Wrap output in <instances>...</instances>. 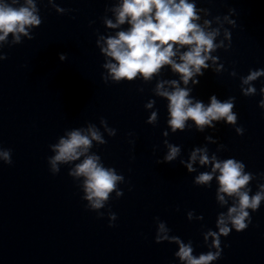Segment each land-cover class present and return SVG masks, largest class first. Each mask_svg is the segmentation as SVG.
<instances>
[{"label":"clouds","instance_id":"clouds-1","mask_svg":"<svg viewBox=\"0 0 264 264\" xmlns=\"http://www.w3.org/2000/svg\"><path fill=\"white\" fill-rule=\"evenodd\" d=\"M49 2L51 3L52 0ZM57 11L62 13L65 10L57 7ZM112 11L116 19L115 23L111 19H105L108 28H118L125 23L130 27L127 30L118 31L114 36L100 37V40L106 44L101 47V52L110 58L103 65L108 70V74L102 77L105 83L109 78L117 83L124 80L133 81L138 75L148 81L154 75H158L165 65H170L171 69L180 75L184 85H187L193 76L203 75L202 69L209 66L206 61L217 59L211 57V53L218 47H224L223 41L220 44L214 42L219 34L218 29L206 31L204 27L196 23L200 19L197 15L198 9L196 4L189 0H122V3L114 7ZM41 23L39 9L34 0H24L23 4H20L19 0H11V2L0 0V42H5L9 34L13 36V43H20L21 36L31 40L33 37L29 30L38 27ZM204 24L208 25L210 21L206 20ZM225 38L230 40V33L227 31ZM182 48H187V51L180 53V62H177L174 57ZM5 59L7 56L0 54V61ZM60 59H66V55L61 54ZM231 74L235 75V72ZM260 76H264V69L250 70L247 76L241 78L243 95L250 96L256 93V88L252 87L250 82L257 80ZM192 83L197 84L199 81L192 80ZM165 84H170L172 91L165 90ZM243 85H249V87L244 88ZM155 91L157 95L166 97L169 101L168 111L171 119L168 123L173 132L177 129L183 131L189 119L194 121L201 131L206 125L214 127L212 125L214 120L223 119L229 124L236 123L237 116L232 111L235 97L221 102L213 95L210 105L206 107L200 101L194 103L193 99L189 98L191 89L180 87L177 80L160 81ZM261 92L264 93V87H261ZM154 103L155 101H149L146 107L151 108ZM259 107L264 109V99L259 102ZM156 119L157 115L153 112L148 122L152 123ZM100 123L109 136L116 135L115 129L107 127L105 119L101 118ZM236 132L242 135L244 129L237 127ZM93 141L99 145L107 143L99 128L93 124H89L86 129L68 130L59 137L58 143L49 146L55 155L48 158V163L54 175L60 172V164H72L68 175L74 180L83 178L79 187L84 193L82 199L87 201L86 208L97 211L98 216L103 217L104 213L98 210L105 207L110 194L115 191L117 198L123 195V191L119 190L117 185L124 182V176L117 174L115 168L105 167L101 157L90 152ZM168 149L164 162L173 161L180 152V148L172 144H168ZM197 153H200L201 165L210 163L206 149L194 150L191 154L192 162L196 161ZM0 157L6 164L11 165L13 162L11 149L0 148ZM81 157H83L82 160ZM76 161L80 162L73 163ZM157 162L160 163V161ZM211 163L212 172L200 174L196 178V183L208 184L213 179V174L218 171L219 175L216 179L219 183V193L238 198L237 203L228 209L227 217L224 214L220 215L217 221L219 232L209 231L205 236V240L208 236L213 237L211 247L216 251H208L198 257L193 256L191 242L185 244L179 237L160 235L169 231L164 223L159 224L155 237L156 243L164 241L177 243L179 251L175 253V256L181 261H186V264H211L212 261L219 259L222 254L220 237H227L233 229L236 232L246 230L252 222L248 209L257 211L261 201L264 200V184L260 185V190L254 195L249 194L251 189L247 186L254 175L245 172L243 162L234 158L218 161L213 156ZM187 168L189 171H194L192 163H188ZM218 199L226 203L224 195H218ZM116 218L115 213L109 212V227L114 226L112 222Z\"/></svg>","mask_w":264,"mask_h":264}]
</instances>
